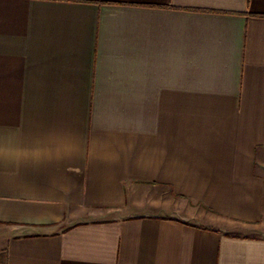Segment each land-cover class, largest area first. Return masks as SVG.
I'll list each match as a JSON object with an SVG mask.
<instances>
[{
	"label": "crops",
	"instance_id": "crops-1",
	"mask_svg": "<svg viewBox=\"0 0 264 264\" xmlns=\"http://www.w3.org/2000/svg\"><path fill=\"white\" fill-rule=\"evenodd\" d=\"M0 264H264V0H0Z\"/></svg>",
	"mask_w": 264,
	"mask_h": 264
}]
</instances>
